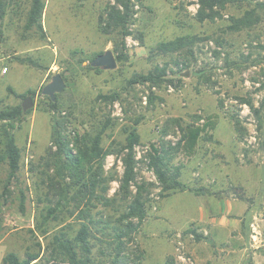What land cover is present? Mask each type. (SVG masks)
Wrapping results in <instances>:
<instances>
[{
    "label": "rangeland",
    "instance_id": "1",
    "mask_svg": "<svg viewBox=\"0 0 264 264\" xmlns=\"http://www.w3.org/2000/svg\"><path fill=\"white\" fill-rule=\"evenodd\" d=\"M6 2L0 110L24 100L8 86L19 93L35 90V106L14 129L21 159L11 182L8 162H0V264L7 252L25 257L29 249H42L38 264H68L48 260L49 237L37 225L54 174L51 116L59 113L68 138L104 130L103 145L111 149L104 182L107 196L119 204L97 207V217L106 212L116 220L128 204L119 193L123 146L137 126L140 141L127 200L141 191L146 216L136 231L124 234L122 264H264V6L257 5L264 0L216 5L220 13L204 20L198 16L200 0H132L126 57L114 69H97L90 62L108 49L121 52L118 32L106 30L107 8L117 0H44L43 31L25 28L31 0ZM252 8L261 21L231 26L232 17ZM184 36L190 41L181 49H161L162 43ZM154 70L164 71L160 83L130 82L135 74ZM58 72L67 86L54 111L42 89ZM212 113L219 115L217 126L202 135L196 155L185 158L180 148L185 128ZM3 125L0 121V154ZM152 144L160 149L171 181L181 182L182 189L164 188ZM65 215L53 223L57 228L74 218Z\"/></svg>",
    "mask_w": 264,
    "mask_h": 264
},
{
    "label": "trees",
    "instance_id": "2",
    "mask_svg": "<svg viewBox=\"0 0 264 264\" xmlns=\"http://www.w3.org/2000/svg\"><path fill=\"white\" fill-rule=\"evenodd\" d=\"M240 1L245 0H200L199 19H213L215 15H218L220 12L215 8L216 5L223 9L228 4ZM133 5L132 0H117L116 4L107 8L108 26L106 30L118 32L121 37L120 42L116 43L118 47L121 46V52L115 55L117 60H123L126 57L124 53L125 39L130 34L129 27L134 15ZM257 5L264 6V3L258 2ZM44 8V0H31L26 15V29L43 31ZM6 9V0H0V34L4 33L2 22L7 13ZM261 20L262 17L258 14L257 8H252L248 9L244 16L232 17L233 24L231 26L241 29ZM189 41V37L184 36L162 43L161 49L164 51L179 50ZM28 59L35 62L31 57ZM35 63L39 65L37 62ZM96 68L99 69V67ZM163 72L154 70L135 74L130 82L160 83L163 80ZM64 78L66 80V77ZM8 90L23 98L28 95L35 97L33 89L27 90L26 93H18L12 86H8ZM59 96L60 92L56 94L55 100L47 96L49 110L59 109ZM256 112L259 113L260 109H256ZM24 114L21 104L0 110V121L4 122V144L1 149L0 162L3 160L8 162L10 182L20 170L21 148L16 141L14 129L17 121H20ZM218 117L217 113H212L206 116L204 122L192 123L185 128L180 145L181 153L185 158L190 159L196 155L202 135L215 129ZM51 118V141L56 146V150L50 148L52 151L50 152L52 158L50 161L54 163V174L49 176L51 184L48 187L49 192L45 193L47 203L41 208V219L37 223L41 232L49 237L48 244L45 245V248L50 252L48 260L62 261L68 264H105L104 261L108 259L109 264H122L125 261L122 255L124 251L122 238L124 234L128 236L132 231H136L146 216L145 200L141 191L137 192L129 202L127 200L131 182L135 177V145L140 141L137 126L134 125L128 132L126 144L123 146L127 152L122 159L124 174L119 193L128 204L121 217L115 220L106 212H101V218L97 217L100 212H94V209L99 206L109 210L119 204V199L111 198L106 194L108 187L104 182L103 165L107 155L111 154V149L103 145L104 130L97 131L95 134L91 131L83 134L76 133L74 137L68 138L64 134L65 118L60 117V113L52 115ZM72 143L73 146H70ZM74 146L77 147V150H74ZM152 148L154 149L155 170L160 180L166 184L164 188L182 189L184 185L181 182L171 181L172 178L168 175L167 169L163 168L160 149L154 144H152ZM54 196H59V199L54 201L52 199ZM66 213L71 214V219L74 218L66 225L57 228L58 226L53 223L64 221L63 215ZM103 216L106 218L103 219ZM2 220L0 215V225ZM105 237H112L113 240H104ZM91 240H94L93 243ZM40 246L42 248L41 244ZM40 250L42 251V249ZM40 250L34 252L29 249L25 257H21L17 252L9 251L3 256L1 264H38L42 259Z\"/></svg>",
    "mask_w": 264,
    "mask_h": 264
},
{
    "label": "water",
    "instance_id": "3",
    "mask_svg": "<svg viewBox=\"0 0 264 264\" xmlns=\"http://www.w3.org/2000/svg\"><path fill=\"white\" fill-rule=\"evenodd\" d=\"M86 63V62H85ZM94 67H102L104 69H114L117 67V59L113 50L108 49L104 53L97 55L90 62ZM185 75H189L186 72ZM67 86L66 80L61 73H56L52 76L51 81L44 85L42 93L48 95L52 100L56 99V94L62 92ZM23 111H27L35 106V100L32 95H28L22 102Z\"/></svg>",
    "mask_w": 264,
    "mask_h": 264
},
{
    "label": "built area",
    "instance_id": "4",
    "mask_svg": "<svg viewBox=\"0 0 264 264\" xmlns=\"http://www.w3.org/2000/svg\"><path fill=\"white\" fill-rule=\"evenodd\" d=\"M6 70H7V67L4 68V71H6Z\"/></svg>",
    "mask_w": 264,
    "mask_h": 264
},
{
    "label": "crops",
    "instance_id": "5",
    "mask_svg": "<svg viewBox=\"0 0 264 264\" xmlns=\"http://www.w3.org/2000/svg\"><path fill=\"white\" fill-rule=\"evenodd\" d=\"M49 72V71H48ZM48 74V73H47ZM19 93V92H18ZM3 258V257H2Z\"/></svg>",
    "mask_w": 264,
    "mask_h": 264
}]
</instances>
